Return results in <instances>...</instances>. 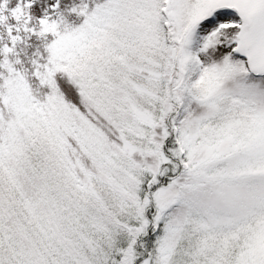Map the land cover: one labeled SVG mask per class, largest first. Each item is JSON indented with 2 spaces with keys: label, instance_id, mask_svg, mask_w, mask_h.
<instances>
[{
  "label": "snow or ice",
  "instance_id": "6c2138e0",
  "mask_svg": "<svg viewBox=\"0 0 264 264\" xmlns=\"http://www.w3.org/2000/svg\"><path fill=\"white\" fill-rule=\"evenodd\" d=\"M93 3L0 4V264H264V0Z\"/></svg>",
  "mask_w": 264,
  "mask_h": 264
},
{
  "label": "rangeland",
  "instance_id": "374dc122",
  "mask_svg": "<svg viewBox=\"0 0 264 264\" xmlns=\"http://www.w3.org/2000/svg\"><path fill=\"white\" fill-rule=\"evenodd\" d=\"M28 0H24V3H27ZM36 5L32 9L34 16L38 19L42 18V12L45 11H53V12H61V17L64 23L69 26H78L83 22V17H76L74 15L69 14V10L73 7H83L87 5L89 8H94L95 4L93 0H35ZM98 3H103L104 0H96ZM3 3V0H0V4ZM20 0H15V4L18 5ZM59 4L60 9L56 11L55 5ZM11 6V4H10ZM34 22V17H33ZM36 22V20H35ZM14 23V22H13ZM44 41L38 40L33 37L31 40H26V43L21 45L25 48L23 53L20 52V57L23 60L24 70L27 71H34L33 66L31 65L32 59H38L36 53L39 51L43 53L44 51ZM43 62V61H41Z\"/></svg>",
  "mask_w": 264,
  "mask_h": 264
},
{
  "label": "clouds",
  "instance_id": "9594fccd",
  "mask_svg": "<svg viewBox=\"0 0 264 264\" xmlns=\"http://www.w3.org/2000/svg\"><path fill=\"white\" fill-rule=\"evenodd\" d=\"M55 15H56L57 19L59 20L60 17H61V12L57 11V12L55 13ZM35 20H36V18L34 17V23H35ZM17 48H18L19 52H21V53H23V52L25 51V48L22 47L21 45H17ZM21 68L23 69L24 66L22 65Z\"/></svg>",
  "mask_w": 264,
  "mask_h": 264
},
{
  "label": "trees",
  "instance_id": "16d2710c",
  "mask_svg": "<svg viewBox=\"0 0 264 264\" xmlns=\"http://www.w3.org/2000/svg\"><path fill=\"white\" fill-rule=\"evenodd\" d=\"M42 15H43L42 18H45L46 16H51L53 19L57 18L56 15H55V12H53V11H45V10H43Z\"/></svg>",
  "mask_w": 264,
  "mask_h": 264
}]
</instances>
